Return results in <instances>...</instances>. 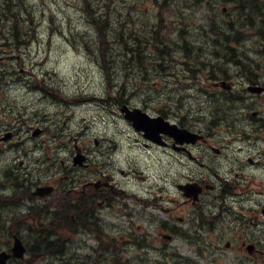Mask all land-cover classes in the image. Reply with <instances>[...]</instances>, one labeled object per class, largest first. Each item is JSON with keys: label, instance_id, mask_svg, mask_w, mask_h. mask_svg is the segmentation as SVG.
I'll return each mask as SVG.
<instances>
[{"label": "rangeland", "instance_id": "374dc122", "mask_svg": "<svg viewBox=\"0 0 264 264\" xmlns=\"http://www.w3.org/2000/svg\"><path fill=\"white\" fill-rule=\"evenodd\" d=\"M200 1L23 0V14L15 19H6L3 13L8 9L0 8V27L3 32L8 35V26L12 25L21 33L13 36L12 32L7 40L0 36V67L10 71L16 67L19 73L18 76L6 74L0 77V128L7 125L20 127L19 140L22 142L19 146L0 149V190L14 186V193H17L28 184L35 185L37 177L45 181L51 176L50 173L60 171L64 172V178L69 173L72 147L77 143L80 146L85 143L92 148L88 144L94 145L98 140L103 149L92 153L98 167L105 170L112 166L139 170L127 175L129 185L136 187L139 193L127 201L134 213L123 215L115 207L111 211L102 209L106 217L97 222L102 234L121 239L122 253L134 260L132 264H264V252L256 251L258 254L255 256L253 251L256 248L264 250V224H260V236L258 233L249 237L242 235L243 230L235 225V219L231 227L218 224L211 226V223L199 229L186 226L182 228L183 239L167 240L162 237L167 232L160 228L158 221H154L160 219L161 211L141 203L142 198L148 199L144 185L146 182H152L154 187L162 184L163 179H167V166L171 172H175L176 169H187L192 164L168 156L165 157L170 160L166 161L160 146L137 145L136 142H141L142 138L134 135L122 118L120 105L114 104L113 98L120 97L119 93L123 89L122 93L126 91V95L122 96L129 100L128 104L153 112L161 108L160 114L169 119L177 121L174 115H178L183 117L185 123L207 131L210 140L224 142L227 158L207 156L206 161L217 164L222 170L234 167L238 171L234 175L238 174L240 178L244 173H249L250 176L242 179V182L255 190L253 194L262 190L257 198L264 196V176H252V173L258 174L260 169L250 168L246 162L244 152L248 148L252 150L253 145L247 141V131L241 129L243 123L250 126L242 111L247 108L252 111L264 109V98L243 91L245 85L239 76V68L228 61L230 49L225 48L223 38L211 29L214 25L238 29L241 37L238 43H233V51L243 55L244 59L248 56L260 62L261 69L257 71L261 85H264V42L256 33L253 15L248 16L249 21L243 24L241 18L234 21L232 4L219 3L213 14L206 2ZM208 2L211 7L216 6L215 0ZM184 42L189 44L188 50L194 52L197 63H214L215 55H227L226 59L214 63L210 72L222 69L228 74L225 82L231 84L233 90V93L228 91V102L208 99L209 94H212L211 98H218L221 93L213 90L212 84L203 75V71H208L209 67L192 66V61L188 62L192 53L190 56L187 54V57L183 54L185 50L177 46ZM155 47L163 48L165 57L160 56ZM259 51L262 55H256ZM194 68L197 70L194 71ZM109 70L113 83L107 80ZM122 83L127 88L125 84L123 88ZM55 92L60 95H54ZM110 93L112 97L107 96ZM74 95L105 96L107 100L84 101L80 106L65 102ZM230 98L237 100L232 101ZM215 106L220 107V110L229 106L231 113L236 116L226 118L222 115L219 119L217 115L222 113L216 112ZM211 113L215 115L213 119L207 118L211 127L208 128L204 118L200 117ZM227 119L236 122L232 129ZM218 120L222 122L219 124ZM39 128L43 131L33 135ZM113 140L117 141V147ZM261 142L264 143V137ZM73 151H76L74 147ZM211 154L218 155L213 150ZM13 158H16V164L23 159L20 174L8 172L7 164H11ZM116 174L119 176V173ZM62 178L57 176L58 180ZM232 193V197L237 198V204L232 205L233 212L229 213V219L241 215L238 204L241 190L235 187ZM23 203L28 205L27 200ZM35 203L40 205L42 201L36 200ZM7 211L19 213L21 210L16 208ZM23 221L24 224L19 226L20 235L31 242L36 224L31 215H27ZM14 223L12 220L11 224ZM130 233L132 241L129 240ZM243 240L252 242L254 247L245 248ZM5 241V235L0 233L2 250ZM227 241L230 246L225 247ZM139 242L141 245L138 246ZM73 245L71 253L57 260H53V257L41 260L29 257L30 262L81 264L76 260L79 255H83L82 260L88 261V264L94 260L98 264H105L106 253H97L91 248L97 245L92 234L80 235L78 244ZM109 245L105 248L101 246L98 252L107 251ZM87 253L92 258H86L84 255ZM10 264L20 263L15 261Z\"/></svg>", "mask_w": 264, "mask_h": 264}, {"label": "flooded vegetation", "instance_id": "af4514ba", "mask_svg": "<svg viewBox=\"0 0 264 264\" xmlns=\"http://www.w3.org/2000/svg\"><path fill=\"white\" fill-rule=\"evenodd\" d=\"M12 28V29H11ZM12 35L15 30L12 25L8 26ZM5 31V30H4ZM3 30H0V35ZM4 35L5 32H3ZM2 76L11 74L18 76V72L15 69L11 71L5 67L1 69ZM248 87L259 85L258 81H247ZM253 88V87H252ZM259 98H264V91L259 93H253ZM13 111H10L12 113ZM245 119L248 120L250 126L248 127L243 123L242 130L247 131L249 136L247 141L253 145V149L248 148L244 154L246 162L249 163L250 168H259L258 174L252 173L253 177L264 176V143L261 142L264 137V109L247 111L245 112ZM17 118V114H16ZM14 118V119H16ZM247 123V122H246ZM179 127L186 128L192 132L203 134L202 140L199 141H182L176 140V138L169 133H160L159 139L161 144H156L150 141H142L144 146H160L161 154L169 161L165 156L173 158L180 162L187 160L191 165L187 169L171 172L167 166V179H163V183L154 187L152 182H147L144 185V189L147 193L152 195V199L149 201V206L160 207L163 219L161 221L162 228L166 230L169 235L175 236L177 231L181 227L199 228L201 226L221 225L223 227H231L233 221L236 219L235 225H239L242 228V235L249 237L254 233H259L260 224H264V201L262 198H257L259 190L256 194H253L255 190L244 184L242 179H246L250 176L249 173H244L240 178L234 175L238 172L234 167L229 169H220L217 164H209L206 159L207 156H218L219 158L226 157L227 152L224 151V142H214L210 140V135L207 131L189 123L180 124ZM21 128H15L12 125L4 126L0 128V149H8L15 146H19L22 142L19 140ZM43 130L41 128L33 132V135H38ZM142 137L143 132H136ZM4 134V135H1ZM77 146L76 148L82 149L84 159L86 160L80 174L76 175V178L80 181L81 189L79 190L83 195L84 211L88 212L94 206L111 205L112 199L117 197H124L130 195L131 192L136 191L137 188L129 185L127 173L124 170L117 168L118 171L125 175H117L115 173L110 174L109 170H103L101 168L93 167L90 164L89 147L87 145ZM248 144V145H249ZM88 145H92L89 143ZM226 145H229L228 143ZM247 145V146H248ZM76 146V145H75ZM98 149L101 146L97 142ZM217 148V150H214ZM212 150L216 154H211ZM148 151V150H147ZM18 158V157H16ZM13 158L9 167V170L15 174L19 172V168L23 164V159H20L18 163H15ZM9 165V164H7ZM191 166V167H190ZM113 167V166H112ZM77 170V169H76ZM69 176L65 177V180ZM240 178V179H239ZM255 185V184H251ZM77 180L70 177L65 182V192L74 193L78 191ZM238 187L241 190L238 204L241 209V215H236L229 219V213L233 212L232 205L237 204V198L232 197V190ZM12 188V186H10ZM198 194L195 191H198ZM250 188V190H249ZM131 190V191H129ZM236 202V203H234ZM246 242H243V244ZM264 252L263 249L258 252Z\"/></svg>", "mask_w": 264, "mask_h": 264}, {"label": "trees", "instance_id": "16d2710c", "mask_svg": "<svg viewBox=\"0 0 264 264\" xmlns=\"http://www.w3.org/2000/svg\"><path fill=\"white\" fill-rule=\"evenodd\" d=\"M221 1L227 4H232L234 6V9H233L234 17H235L234 21L236 20V18L238 19L241 18L244 24L245 22L249 21L247 17L253 15L254 20H255L254 26L257 28L256 33L260 35V38L262 40H264V0H215L216 5H218ZM200 2H203V0ZM206 4L208 6L211 5L209 2ZM211 8L212 7H210V9ZM228 22L232 23L230 21ZM211 30L215 32L216 35L221 36L223 38L222 43L225 46V48L234 46L233 43H237L241 37V33L238 31V29H233L232 27H228V26L226 27V25L224 27H217L214 25ZM183 46L187 47L188 45L187 43L186 44L184 43ZM125 49L130 50L129 48H126V47ZM126 53L128 54V52ZM104 57H105V60L107 61V52L104 53ZM123 88H125L124 85H123ZM126 88H127V85H126ZM106 245H107V242H106ZM115 264H130V261L123 260L122 257L119 256L116 259Z\"/></svg>", "mask_w": 264, "mask_h": 264}, {"label": "water", "instance_id": "95a60500", "mask_svg": "<svg viewBox=\"0 0 264 264\" xmlns=\"http://www.w3.org/2000/svg\"><path fill=\"white\" fill-rule=\"evenodd\" d=\"M121 109L122 111H125V116L128 119L133 120L134 127L138 130H144L146 134L151 129V126L154 127L161 123H163L165 125V129L170 132H172V129L175 127V125H169L168 122L164 121L161 116L155 118L149 117L145 112H142L138 108L130 110L127 106L124 105ZM161 130L164 129L161 128Z\"/></svg>", "mask_w": 264, "mask_h": 264}, {"label": "bare ground", "instance_id": "6f19581e", "mask_svg": "<svg viewBox=\"0 0 264 264\" xmlns=\"http://www.w3.org/2000/svg\"><path fill=\"white\" fill-rule=\"evenodd\" d=\"M232 60L234 61L235 64L239 65L240 64V60L243 58V55H233V54H230L229 55Z\"/></svg>", "mask_w": 264, "mask_h": 264}]
</instances>
